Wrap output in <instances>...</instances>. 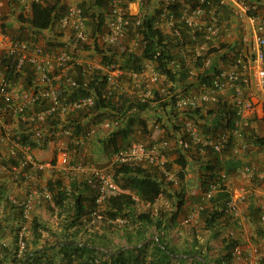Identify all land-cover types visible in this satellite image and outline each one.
Segmentation results:
<instances>
[{
  "label": "trees",
  "instance_id": "trees-1",
  "mask_svg": "<svg viewBox=\"0 0 264 264\" xmlns=\"http://www.w3.org/2000/svg\"><path fill=\"white\" fill-rule=\"evenodd\" d=\"M62 2V0H45L32 3L27 14L20 11L17 14V22L20 24L17 39H24L21 38L24 30L30 39L34 37L32 34L35 31L53 30L55 22L66 9V3ZM78 2L85 17L86 29L90 36H93L96 32L101 31L104 24L106 25L105 8L108 0H79ZM184 2H188L193 7L197 0H184ZM149 3L150 0H143L142 12L139 15H127L124 40H135V48H132V45L128 46L129 43L124 40L122 43L120 42L119 47L111 46L112 44H81L73 35L71 36L76 45L79 44L91 55L98 57L97 60L103 68L114 66L122 71L120 75L124 86L122 91L117 92L108 86L103 69H92L88 74H82V67L75 65L72 73L78 78V87H69L64 80H58L59 94L68 98L92 95L93 106L87 111L79 110L64 116L56 114L41 126L51 127L60 123L64 127L71 128L73 136L77 137L92 126H97L95 133L99 130L104 131L99 127L100 122L104 118L112 120L115 124L105 130L104 135L97 136L96 140L101 149L111 155L134 143H142V141H138V137L149 135L148 119H151L153 115L154 122L160 124L164 134L176 141L175 147H167V153L169 151V154H176L177 158L174 162L179 166L178 171H175L179 179L178 183L173 185L170 181H166L155 166L142 161L130 160L112 163L109 170L113 179L121 186V191L110 193L100 205H97L95 203V180L82 176L72 177L68 181L69 190H66L63 175H53L54 177L47 180V185L53 196L50 201L41 202L52 204L50 210L58 222L54 226H46L33 217L31 221L33 223L30 224L31 237L25 239L23 250L18 254L17 237L19 225L23 219L20 206L8 199L11 188L8 169L0 170V264H127L129 261L131 264H173V261L178 264H212V262L213 264H232L234 258L231 251L239 241L230 233L232 231L237 233L240 225L227 211L231 194L224 185H221L217 193L208 201L202 199L200 195H195V198L191 199L193 205L196 202H201L203 205L197 222L193 224L194 227L201 228L199 237L195 234L190 242L184 241L183 247H179L165 233L168 223H172L185 206L186 194L190 192L188 189L191 182L185 176L186 169L188 171L190 167H195L192 169L196 171L194 172L198 182L196 187H200L202 190H207L209 181L215 179L221 171L231 173L235 169V161L231 157H227L229 156L228 152L231 151L232 140L222 150V156L212 147H207L202 153L193 143H188L190 140L186 139L184 135L176 136L182 131L177 118L181 114H185L186 119L198 123L200 121L208 122V126L205 123L201 126L203 134L215 137L226 126H231L234 112L227 101L214 107L210 105L204 107L208 103L184 110L174 107L173 102L181 87L186 89L184 93L190 92L188 85L185 87L184 84V80L188 78L190 72L184 65L182 57L174 51L175 47L180 46L177 38L164 31L156 23L163 1L153 10H149ZM218 4V0H206L203 6L207 14V11L214 6H219L218 9L216 8L219 13L225 12V10L230 11L226 5ZM179 6L176 3L172 5V9L175 14L180 16ZM1 27L2 32H6L4 28H10V25L2 22ZM181 31L186 43L191 42L186 26H182ZM64 46V49L68 47V45ZM221 47L225 49L229 48V45L222 44ZM215 50L212 48L196 57L198 72L193 78L196 84H191L196 87L199 84L200 87L201 83L208 79L210 72L218 68L216 66L217 58L212 61L209 69L199 72L203 59ZM226 56V54L221 55L223 59ZM173 59L176 60L175 66L170 64ZM147 62H151L153 69L160 77L163 76L171 84L169 94L154 87L147 89L146 81L142 80L143 78L137 81L131 78L129 73L144 72ZM0 69L11 83L17 84L23 76V88L34 87V72L28 64L0 56ZM21 70L24 75L20 73ZM57 71L54 69L53 74H56ZM53 74L48 75L49 81ZM86 79L87 83L84 86L83 81ZM38 108L35 107V109ZM14 123L16 125L12 129V136L18 141L35 147L36 145L30 138L32 124L20 117ZM245 133L249 134V130L246 129ZM252 136L255 146H264L263 137H258L255 134ZM67 140L68 151L70 152L69 147H72L74 153L79 155L84 146L72 142L69 138ZM151 143L143 142L146 145ZM168 148L171 149L168 150ZM183 151H190V156L193 159L185 155ZM20 158L21 153H18L15 158L9 157L5 163L8 166L16 164ZM193 160L198 163L197 166L192 163ZM170 165L169 160L167 164L169 170H171ZM160 198L170 200L173 205L171 213L154 208ZM20 200L18 199V201ZM139 205L147 208L139 210ZM6 206H9L10 213L3 211ZM250 208L249 219L252 221L258 211L252 206ZM94 211H96L95 214ZM95 222H102V226H107L108 229L111 226L115 227L116 230L113 233H117L125 243L116 245L105 232H94L83 239L77 238L81 229L87 231L86 225ZM183 225L191 226L192 224ZM224 228L227 230L221 237V231ZM202 235L207 236L204 239V244L200 242ZM214 239H220V242L217 241L220 245L218 252H213L216 256L211 255L213 247L210 245V241ZM262 264H264L263 259Z\"/></svg>",
  "mask_w": 264,
  "mask_h": 264
},
{
  "label": "built area",
  "instance_id": "built-area-1",
  "mask_svg": "<svg viewBox=\"0 0 264 264\" xmlns=\"http://www.w3.org/2000/svg\"><path fill=\"white\" fill-rule=\"evenodd\" d=\"M17 3L21 8L29 10L32 3L43 2L44 0H11ZM142 5L141 0H138ZM179 0H165L158 22H164L170 34L177 38L180 43L179 55L183 59L184 65H190V56L187 52L181 53V47H185L186 40L183 38L181 28L186 26L189 32V40L198 41V36L205 40H214L222 32V21L219 17L217 7L208 10V19L202 20L206 13L203 3L206 0H197V3L191 7L183 6L180 10V16L175 14L172 5ZM218 5H224L225 0H218ZM108 16L106 20V29L96 32L90 36L86 29L85 17L82 9L79 7L78 0H66V9L55 22L54 28L58 32L66 33L69 31L81 44L97 43L114 44L125 36V24L127 21V4L125 0H108ZM217 5V6H218ZM243 5V7H242ZM244 14H247L252 24L250 34L244 33L241 37L242 49H237L233 54V59L229 66L218 67L208 75V79L203 81L196 95H178L173 102L178 110L195 108L204 103H210L214 106L227 101L234 112L231 126H226L217 136L211 137L204 135L198 129L195 121L187 119L184 123V130L190 136L192 143L197 146L202 153L207 147H212L216 152L222 153L224 147L232 138V149L234 152L243 151L248 147L244 140V129L250 125L253 114L256 111V95L258 91L264 89V17L257 14L248 15L249 8L242 4ZM3 1L0 0V18L2 17ZM139 15V14H137ZM136 16V15H135ZM180 23V24H179ZM195 59L205 52V47L199 45L193 47ZM186 53V54H185ZM188 54V55H187ZM0 56L7 59L13 58L21 63L28 64L34 72L33 88H18L16 84L3 74L0 69V170L9 172V181L20 183L26 188L25 196L18 201L14 195L8 193L10 202L20 206V213L24 222L19 226L18 244L19 250L24 247L26 222L31 219V212L39 200L50 201L52 192L47 181H41V175H55L56 173H66L68 179L82 176L92 178L96 182L95 203L100 205L110 193L121 191V188L113 179L109 170L97 167L93 162L72 163L70 152L67 149L65 139L80 146H84L86 141L94 135L97 126L89 127L88 130L80 136H73L71 128L64 127L63 124L45 127L47 120L58 114H66L79 110L87 111L93 104L92 95H83L79 97L68 98L59 94L58 80H64L69 87H78L79 82L74 75V66L82 67V74H88L92 69H103L106 75V81L109 87L121 92L124 87L120 79L122 71L114 66L102 67L97 59L92 61H82L74 56V53L60 47L44 46L31 40L16 39L4 34L0 30ZM194 59V60H195ZM213 59L210 56L205 57L199 72L209 69ZM176 60H171L172 66L176 65ZM146 67L148 66L146 64ZM54 69L57 73L53 74ZM197 69V68H196ZM197 71V70H196ZM147 69L142 73L131 72L129 75L134 81L139 80ZM195 74L193 70H189ZM198 72V71H197ZM53 74L48 80V75ZM149 79L156 82L160 75L153 69H149ZM56 81V82H55ZM56 84H55V83ZM87 79L83 81L85 86ZM37 106L38 109H35ZM21 118L32 124L30 131L31 141L36 145L25 144L16 140L13 134L12 122ZM12 121V122H11ZM115 124L112 120L104 118L99 127L108 130ZM47 145H53L54 151L50 159L40 160L35 157V148H44ZM169 143L165 139L153 142L149 145L143 143H134L126 149H120L112 153L110 162L121 163L126 161H142L155 166L166 179L173 185L178 183V177L172 170L167 169L169 156L167 147ZM21 153V158L16 164L6 165L8 158H15ZM264 153V152H263ZM234 173L239 177L252 180L259 175L257 169L252 165H242L235 169ZM227 174L221 171L215 179L209 181L207 190L195 187L191 194L200 195L202 199L208 201L216 193L221 185H226ZM65 189L69 190V184H64ZM246 193L240 191L236 199L230 198L227 211L233 216V220L239 225L242 224V216L237 206V201H244ZM137 199V198H135ZM264 200V193H263ZM203 205L201 202L195 203L183 218V224H195L200 215ZM94 214L96 211L93 212ZM260 222L264 223V202L259 214ZM236 236L233 231L230 233ZM232 257L242 258L246 264H262V257L257 245L252 242L243 244L236 243L231 251Z\"/></svg>",
  "mask_w": 264,
  "mask_h": 264
},
{
  "label": "rangeland",
  "instance_id": "rangeland-1",
  "mask_svg": "<svg viewBox=\"0 0 264 264\" xmlns=\"http://www.w3.org/2000/svg\"><path fill=\"white\" fill-rule=\"evenodd\" d=\"M49 1H55V0H49ZM62 1H63L62 2L63 4L66 3V0H62ZM244 4H245V6H247L249 8V13L258 14V10H259L260 7L253 6L252 3H244ZM242 7H243V5H242ZM105 10H106L105 12L108 11L107 7L105 8ZM261 12L264 13L263 7H262ZM13 13L15 14V20H16L17 17H18V15H17L18 12H13ZM219 16H220L221 21L223 22V20H222L223 19V15H221V13H219ZM8 17H9V15H7L6 13L2 14V17L0 18V29L1 30H3L2 27H1V23L3 21H6V19ZM206 19H208V14L207 13H205V15L203 16L202 20H206ZM12 24H13V22H10L9 25L11 27L10 28H6V29L4 28V30L6 31L4 33H6L8 35H11L12 37L17 38L18 34L15 32L16 28L12 27ZM240 24H244V22H240ZM161 27H162L163 30L167 28L166 25H161ZM12 29H13V32H12ZM104 29H106V25L105 24L101 27V30H104ZM52 31L53 32L49 31V35H48L47 31L46 32L45 31H41V32L38 33L37 38H32L31 37V39H30V37L26 36L27 32L24 30L23 33H22V37L21 38H24L25 40H31V41H34V42H37V43H41L42 45H44L46 47L50 46V47H60V48L62 47V48H65L64 45H68V47H66V50H68L71 53H74L75 57L77 55L80 56L79 51L83 52V54H84L83 56L84 57H82V58H84V59L82 61H84V60L85 61H87V60L88 61H92L95 58H98V57H95V55H93V54L91 55L89 52H87L79 44L76 45V42L71 39L72 38L71 37L72 34L69 31H67L66 33L61 31L62 35H60V32H58V30L56 28H54V30H52ZM243 31H245V29L242 27L241 28V33ZM63 35H66V37H67V38H65V40L61 39V37ZM221 35H219L218 39L212 40V41L216 42V44H214L213 47H214V49H216L215 51L225 50L224 52H220V53L226 54L227 56H226L225 59H223L221 57L222 54H218L217 53L218 59L216 61V64H217L216 66H218V67H221V66L227 67V66L230 65V63H231V61L233 59L232 58L233 54L231 56V54H230L231 53L230 52L231 49H227V48L223 49L221 47V44H223V42H221L220 44L217 43L218 40L222 39V37H220ZM54 40H56V41H54ZM59 40H61V41H59ZM123 40H124V38L121 39V41H119L117 43H114L112 45L110 44V45L119 47L120 46V42L122 43ZM124 41H126V43H129L128 46L132 45V48L136 47L135 46L136 44L134 43L135 40L125 39ZM50 43H51L52 46L50 45ZM58 43H60L61 45H59ZM208 47H209V49L211 48L210 46H208ZM232 48H234V46H232ZM137 51H139V50H137ZM215 51H213L212 53L208 54L213 60H214L213 54L215 53ZM203 52H206V50H204ZM189 56H190V60L191 61L189 62L190 65H187V69L188 70H193V72H195V74L189 73L188 78L186 80H184V84L188 85V87L190 88V92L189 93H184V90H186V89L181 87L177 91L178 95L179 94L180 95H188V94L196 95L199 92V89H198L199 88V84H197L198 87H196L195 85L191 84V83H195V79H193V78H195V76L197 75L196 60H194L195 59V55H194V52L191 49H190V52H189ZM78 59H80V58H78ZM225 62H226V64H224ZM146 64L148 66H152L153 65L151 62H147ZM146 69H147V72H145L144 76L141 77V78H143L142 80L146 81L145 82V87L147 89H151L152 87H154L155 89H160L161 92L168 93L171 84L167 80H165V78L163 76H161L158 81H156L154 83L151 82L150 79H149V69H152V67H146L145 70ZM259 94H264V89H263L262 92L260 91ZM262 97H264V96L262 95ZM260 109L261 110H257V114H255L254 119H252L251 127L248 129L249 132H250V135L247 134V136H246V140H247L248 145H250V143H251V149L248 148V150L246 152H244V153H247V155L249 157V165H258L260 162L264 163V153H263L264 152V147H259L257 150H254L253 148L255 147V145L253 144V140H252L253 139L252 135L254 133L258 137H263L264 138V112L262 110L263 109L262 105H261ZM152 116H151V119L150 118L148 119V127H147V129L149 131V135L147 134V136L138 137V141H142V143L143 142L144 143H151V142L153 143V142L159 141L161 139H166V140L169 139L168 140V143H169L168 147H175L176 146V141L174 139L172 140V139L168 138L164 134V131H163L162 127L160 126V124H156L154 122V120H153L154 117H152ZM177 119L180 122L182 131H181V134H177L176 136L180 137V135H182V136L184 135L186 137V139L190 140L188 143H192L191 142L192 140H191L190 136L184 130V123L187 120L185 118V114H181ZM252 123L255 124V129L253 128V130H252ZM12 124H14V123L12 122L10 124V126H12ZM195 124L197 125L198 129H200V131L203 133V130H202V127H201L202 126V122L200 121L198 123L197 121H195ZM104 131L99 130V131H97V133H94V135L86 141V144L84 145V148L80 151L79 155L76 152L74 153V149L72 147H69V149L71 150L70 151V156H71L72 163H79V162H83V163L89 162L90 163V162H93L97 167L109 170L110 167H111L110 157H111L112 154L108 155L104 150L101 149L100 145L98 143H96L97 142L96 141L97 140V136L104 135V133H105ZM165 137H167L168 139L165 138ZM65 141H66V143L68 142L67 139H65ZM169 149H171V148H168V150ZM46 151H47V154H46L47 158L46 159H50L52 157V154H53V151H54L53 145L50 146L49 149H46ZM183 153L191 158V156H190L191 152L190 151L189 152L188 151H183ZM168 156H169V160L171 162V165H170L171 170L173 172H175V171L177 172L178 169H179V166H178V164H176L174 162L175 158H177L176 154H174V153H170L169 154V151H168ZM191 159H193V158H191ZM190 163H191V161H190ZM192 163L195 166L198 165V163L195 162L194 160L192 161ZM58 174L63 175L62 177H63L64 184H67L68 181H69V179L67 177V174L58 172V173L55 174V176H57ZM52 177H54V176L53 175L52 176L48 175L47 177L45 176L44 178L47 181L49 178L51 179ZM258 178H260V177L257 176V179ZM254 179H256V177ZM254 179H252V181L250 180L251 183H254V186L252 187L253 189H251L252 192L251 193L248 192V194H246V199H247V195H248V198H251L249 195H251L252 197L256 196L257 198L260 197V193H258V195L254 194V190L255 189H257L260 192V189H259L261 187V186L259 187L260 181L259 180H258L259 182L258 181H254ZM190 182H191V184L189 185V189H188V191L190 190V192H188L186 194L185 200H186V202H189L190 207H192L193 201L191 199L195 195L192 194V196H191V190L194 189L198 185L197 178H196V180L194 179L193 181H190ZM242 182H243V180H242ZM261 182L263 183V186H262V189H261V193H264V181H263V178L261 179ZM238 183H239V181L237 182V184ZM239 186L240 187L242 186V187L245 188L246 185H244V182H243V184L240 182ZM119 187H121V186H119ZM50 207H52V204L50 202H41V200H39L37 203H35V206H34L32 212H31V219L25 223L26 224L25 239L31 237V234H30L31 233L30 232L31 225L30 224L33 223V222H31L33 217H36L39 220L40 223H42V224H44L46 226H50V225L54 226L55 224H57L58 219L52 213V211L50 210ZM146 208H147L146 206H140V205L138 207L139 210H144ZM154 208H156V209L160 208L161 211H166V212L168 211V213H171L173 205L171 204L170 200L167 201V199L160 198V200H158L156 202V204L154 205ZM183 209H184V207L182 208V210ZM190 209L191 208H188V209L185 208L183 211L181 210L180 213L174 219V221H172V223H168V227L165 230V233H166V235L168 234L167 236L169 237V239H172V242L174 244L176 243L179 247H183V245L185 243L184 241L190 242L195 234L198 235V237H199L200 233H201V228L199 226L198 227L197 226L194 227L193 224L191 226H184L183 224H181L182 219L186 216V214L188 213V211ZM102 225H103L102 222H95V223H91L89 225H86L87 231H85L84 229H81V231L79 233V236L77 238L78 239H83V238L89 236L90 234H93L94 232H96V233L105 232V233H108V235L111 237V239L113 240V242L116 245H123L125 243L119 238L117 233H113L116 230L115 227L112 228V226H111L108 229L107 226L103 227ZM248 226L247 225L245 226L246 229L248 228L247 229V235L243 236L241 234L242 231L238 230L237 233H236V235H237L236 240L239 241L242 244L245 243V242H252V243L257 244V242H255V241H260V240H257V239L253 238L254 236L251 233V231H250ZM226 230H227V228L226 229L224 228L221 231V237L223 236V234L226 233ZM205 235L201 236V241L200 242L203 243V244L205 243L204 239L207 237ZM220 239H216V240L214 239V240L210 241V245L213 247V250H211V255L212 256H216V254L214 255L213 252H218L217 250L220 248V245L218 243V242H220ZM21 251H18V254L21 253ZM135 255H136V253H135ZM127 264H131V261L127 262ZM173 264H178V263L173 261ZM212 264H213V262H212Z\"/></svg>",
  "mask_w": 264,
  "mask_h": 264
},
{
  "label": "crops",
  "instance_id": "crops-1",
  "mask_svg": "<svg viewBox=\"0 0 264 264\" xmlns=\"http://www.w3.org/2000/svg\"><path fill=\"white\" fill-rule=\"evenodd\" d=\"M2 1H3V6H2V9H1L2 14L6 13L7 15H9V17L6 19V21H3V22L7 23L8 25L10 24V22H13L12 27H15L16 28L15 32L17 34H19L20 24L17 23V19L15 20V14L13 12H18L19 13L20 11H22L21 7L17 3H15L14 1H10V0H2ZM125 1H126V4H127V10H128V13H129L130 16H135V15H137V14L142 12V7L139 5L137 0H125ZM162 1L164 3L165 0H150L149 10L156 9V7L161 5ZM244 3H252L253 6L260 7L259 10H258V14L257 15L261 16V17L264 16V13L261 12L262 7L264 9V0H225V5H226V7L230 8V11L227 12V10H225V12H223V11L221 12V15H223V19H222L223 22L221 23L223 29H222V33H221L222 35L220 34L221 35L220 37H222V39L218 40L217 43L220 44L221 42H223V44L229 45V48H227V49H231V51H230L231 52L230 53L231 56H232V54L235 53V51L237 49H239V48L242 49V47H243V45L241 44L242 35L244 33L250 34L251 31H252V29H251L252 28V24L249 21V19L247 17V14H244L243 8L241 7V5L244 4ZM177 4L180 5L178 11H180L183 6H187V7L190 6L189 3L188 2L185 3L184 0H179V2ZM23 12L25 14H27L25 10ZM240 22H244V24H240ZM157 25L161 27V25H165V24H164V22H158ZM242 27L245 29V31H243L241 33V28ZM49 31L53 32L51 29L48 30L47 31L48 35H49ZM164 31L167 32L168 28L164 29ZM12 32H13V29H12ZM39 32H41V31H35L32 34V36H34L33 38H37ZM65 38H67L66 35H63L61 37L62 40H65ZM218 38H219V36H218ZM218 38H216V39H218ZM54 41H56V40H54ZM59 41H61V40H59ZM198 44L199 45L200 44L203 45L205 47V50L207 51V50H210V49L214 48L213 46H214V44H216V42L212 41V40H205L203 37H200V39L198 41H196L195 43L194 42H192V43L188 42L185 45V47H181L180 50L181 51L185 50V52H187L189 54L190 49L192 51H194L193 47H195V49H196V46H198ZM208 46H210L211 48L209 49ZM232 46H234V48H232ZM178 50H179V47L178 48L175 47L174 51H176V54L178 53V55H179ZM224 51L225 50L215 51V53L213 54V58L217 59L218 58L217 53L218 54H222L220 52H224ZM79 53H80V56L77 55L78 57L76 56V58H80L81 60H83L84 59V58H82V57H84L83 56L84 55L83 52L79 51ZM181 53H184V51L181 52ZM95 59H97V58H95ZM224 64H226V62ZM20 73L22 75H24L23 70H21ZM16 85H17L18 88H20V87L23 88L24 87L23 76H21V78L19 79V81L17 82ZM185 87H186V85H185ZM259 93H260V91H258L257 95H256V103H257L258 110H261L260 109L261 105H262V108H263V105H264V101H263L264 97H262V95L264 96V94H259ZM209 105L211 107H214V105H211L209 103L206 104L204 107H207V106L209 107ZM263 112H264V110H263ZM254 116H255V114H253V117ZM204 123L202 122V124H204ZM205 124H206V126H208V122H206ZM15 125H16V123L12 124L13 127ZM253 128L255 129V124L252 123V130H253ZM249 135H250V132H249ZM50 146H52V145H47L44 148H35L34 149L35 157L37 159H40V160L46 159L47 158L46 157V154H47L46 149H49ZM249 146H248V148L251 149V143H250ZM248 148L244 149L243 151H239V152L236 153V152H234V149H232V146H231V151L228 152L229 154L227 153L229 155L227 157L228 158L231 157L235 161V163H234L235 164V169L238 166L249 165V157H248L247 153H244V152H246L248 150ZM258 148H259L258 146H255L253 149L257 150ZM252 166H254L257 169V172L259 174L257 176L260 177V178L257 179V176H255L256 179H254L255 177L253 179H254V181H258L259 180L260 181L259 187L261 186L259 188L260 192L257 189H255L254 190V194L258 195V193H260V197L257 198L256 196L252 197L251 195H249L251 198H248V195H247V199L245 198L246 200H244V201H240L239 200V201L236 202L237 206L239 208V211L241 213V216H242V224L240 225L239 230L242 231L241 234L243 236H246L248 228L246 229L245 226L249 225L248 227H249L251 233L254 236L253 238L257 239V240H260V241H255V242H257V244H255V243L254 244L257 245L258 250L260 252V255H261L262 259L264 260V223L259 221V214H260V211H261L262 204L264 202L263 193H261V189H262V186H263V183L261 182V179L263 178V181H264V163L260 162L258 165H252ZM192 168L195 169V167H190L188 169V171L186 169V175L185 176H186V178L189 181H193L194 179L196 180L195 173H194L196 171L193 170ZM234 170H233V172L229 173V175H228L227 187L226 188L230 192L232 199L234 198V199L237 200V197L239 196L240 191H244L246 194H248V192L251 193L252 192L251 189H253L252 187L254 186V183H251L250 180H248L246 178L239 177L238 175H236L234 173ZM45 176L47 177L48 175L46 173L41 175V178H40L41 181H43V182L46 181L45 178H44ZM237 180L239 181V183L241 182L242 184L244 182V185H246L245 188L242 187V186L240 187L239 183L237 184V182H238ZM242 180H243V182H242ZM10 183H11V188H10L9 193L11 195H14L17 198V200L18 199H22L25 196V194H26L25 186L21 185L20 183H16V182H10ZM250 206L256 208L257 211H258L257 214L255 216H253L254 220H252V221H251V219H249V214H250V209H251ZM185 208H187V209L190 208L189 202H186V204L184 206V209ZM3 211H6L7 213L11 212L9 210V206H6V208H4ZM255 222H258V224H255ZM232 264H246V263L244 262V260L242 258H234Z\"/></svg>",
  "mask_w": 264,
  "mask_h": 264
},
{
  "label": "clouds",
  "instance_id": "clouds-1",
  "mask_svg": "<svg viewBox=\"0 0 264 264\" xmlns=\"http://www.w3.org/2000/svg\"><path fill=\"white\" fill-rule=\"evenodd\" d=\"M45 1V0H44ZM43 1V2H44ZM79 1V0H78ZM138 1V0H137ZM141 1H143V0H141ZM79 3V2H78ZM139 3V2H138ZM178 3V2H177ZM140 5V4H139ZM225 5V4H224ZM141 6V5H140ZM215 7V6H214ZM219 7V6H218ZM218 7H217V9H218ZM22 9V12L25 10V9H23V8H21ZM107 9H108V5H107ZM26 11V13H29V11H30V9L29 10H25ZM250 14H253V13H250ZM249 14V11H248V15H250ZM129 15V14H128ZM106 16H108V11L106 12ZM159 17V16H158ZM220 17V16H219ZM107 20V19H106ZM157 23H158V18H157ZM160 27V26H159ZM161 28V27H160ZM1 30V29H0ZM2 31V30H1ZM168 33H170L169 32V30L167 31ZM4 33V32H3ZM4 34H6V33H4ZM6 35H8V34H6ZM10 36V35H9ZM12 37V36H11ZM174 37V36H173ZM13 38H15V37H13ZM17 39V38H16ZM257 110H258V108H257V103H256V113H254V114H257ZM255 117V116H254ZM254 117H252V119H254ZM252 119H251V121H250V125L248 126V127H246L245 129H244V140H245V142L247 143V140H246V133H245V130L246 129H249L250 127H251V122H252ZM231 140H232V138H231ZM248 144V143H247ZM249 146V145H248ZM264 147V146H263ZM225 148V147H224ZM248 148V147H247ZM223 155V152L220 154V156H222ZM239 167V166H238ZM235 171V170H234ZM176 174V173H175ZM227 174V178H228V175H229V173H226ZM225 187H227V182H226V185H224ZM189 212V211H188ZM187 215V214H186ZM183 220V219H182ZM260 221V220H259ZM182 223V222H181ZM183 224V223H182ZM194 224V223H193ZM20 226V225H19ZM236 237H237V235L235 236V239H236ZM238 243H240V242H238ZM240 244H242V243H240ZM18 247H19V244H18ZM18 251H21V250H18ZM234 258V257H233Z\"/></svg>",
  "mask_w": 264,
  "mask_h": 264
}]
</instances>
